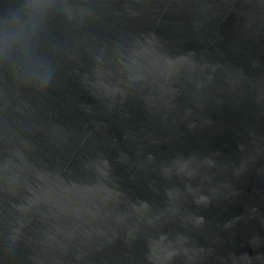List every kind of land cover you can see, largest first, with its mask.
I'll return each mask as SVG.
<instances>
[{
    "label": "water",
    "instance_id": "water-1",
    "mask_svg": "<svg viewBox=\"0 0 264 264\" xmlns=\"http://www.w3.org/2000/svg\"><path fill=\"white\" fill-rule=\"evenodd\" d=\"M43 4L50 84L0 62V264H264V0Z\"/></svg>",
    "mask_w": 264,
    "mask_h": 264
},
{
    "label": "clouds",
    "instance_id": "clouds-1",
    "mask_svg": "<svg viewBox=\"0 0 264 264\" xmlns=\"http://www.w3.org/2000/svg\"><path fill=\"white\" fill-rule=\"evenodd\" d=\"M43 14V0H28L22 10L0 19V62L14 57L22 83L41 90L50 84L52 75L33 47Z\"/></svg>",
    "mask_w": 264,
    "mask_h": 264
}]
</instances>
